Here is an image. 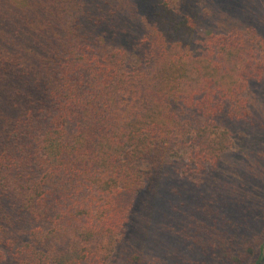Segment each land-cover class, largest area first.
<instances>
[{"label":"rangeland","instance_id":"374dc122","mask_svg":"<svg viewBox=\"0 0 264 264\" xmlns=\"http://www.w3.org/2000/svg\"><path fill=\"white\" fill-rule=\"evenodd\" d=\"M85 1L33 0L29 10L24 12L25 0H15L14 13L23 20L21 24L11 25L10 37H22L17 38L15 46L9 49L5 63L1 65L0 62V82L5 74L29 65L30 50L43 41L44 35L48 37L49 47L43 54L52 55L56 62L74 50L77 40L75 36L71 37L70 19L62 14L69 7L73 8V2L79 6L82 4L81 9L84 12L89 10L92 16L100 14L101 6L108 8L118 2L137 3L139 14L147 12L150 4V14L156 10L154 5L158 0H95L89 3L90 9L86 8ZM173 3L181 14L189 11L208 38L220 30L243 33L254 26L260 32L259 45H264V0H173ZM42 23L44 28L30 33L31 24L38 27ZM2 34L0 26L1 37ZM70 42L72 46L68 47ZM80 46L93 45L86 41ZM140 47L137 55L143 58L145 49L143 45ZM51 48H55L54 53H51ZM259 53L264 56V48ZM232 59V56L226 57V60ZM239 65L236 58V68H240ZM246 74L249 78L245 91L248 105L237 110L235 116L230 114L228 105L214 122L213 117H204L197 107L186 105L174 95L163 111L173 118L172 124L185 130L184 135L177 140L170 135H155V139H160L155 140L154 151L139 162L130 161L132 155L127 159L118 156L119 167L131 162L146 169L145 185L139 192L132 188L115 192L124 221L115 230V244L107 264H262L259 258L264 255V75H251L250 71ZM215 78L221 87L229 83L220 75ZM7 84L10 90L0 96V135L2 131L6 134L13 130L15 134L18 131L40 134V129L50 126L51 120L53 127L57 106L48 119L18 127L17 118L21 110L41 117L45 113L36 109L32 113L26 107L11 104L9 97L12 94L15 100L18 99L14 87L20 83L15 79ZM158 90L167 92L169 86L163 85ZM88 97L93 99V93ZM100 102L98 100L96 111L106 117L107 125L98 123L102 127L100 134H104V128L115 122L108 111L114 106L107 108ZM163 121L167 123L168 117L163 116ZM203 124H208L209 131L220 136L222 141L219 145L209 147L200 137ZM78 133L77 122H71L68 136L61 143L66 154L58 161L49 162L46 168L36 162L22 165V172L18 168L0 169V199L1 196L8 197L5 205L0 201V233L3 234L0 264H31L19 256V249L30 240L34 228L41 226L46 232L52 226L53 217L61 206L73 208L76 205L78 208L93 201L100 210L101 180L111 171L101 166L96 168L93 158L103 155L105 137L102 135L101 143L93 146L94 151L87 152L80 147ZM28 138L10 136L6 141L12 144H3L0 153L7 152L23 159L28 152H37L38 147L35 146L17 149L19 144L27 143ZM218 150H221L219 157ZM57 165L62 169L55 170ZM45 173L47 176L41 181L45 182L44 189L48 195L42 203L44 214L41 220L35 217L32 207L27 205L20 209L21 199L15 193L30 186L26 181L28 175H33L38 181ZM63 226H67L65 222ZM81 226L82 223L77 222L68 225L76 230ZM71 240L54 237L49 242H55L60 249H67Z\"/></svg>","mask_w":264,"mask_h":264},{"label":"trees","instance_id":"16d2710c","mask_svg":"<svg viewBox=\"0 0 264 264\" xmlns=\"http://www.w3.org/2000/svg\"><path fill=\"white\" fill-rule=\"evenodd\" d=\"M32 1L25 0L24 12L29 10ZM94 1L86 0V8L90 9L89 3ZM72 4L73 8L69 7L62 14L70 19L71 37L75 36L77 40L74 50L61 57L58 63L52 55L43 54L48 46V37L44 35L43 41L30 50L29 65L5 74L0 82L2 96L10 90L8 82L19 81L20 84L14 87L18 99L11 94V104L26 107L32 113L35 109L45 113L41 117L21 110L18 127L48 119L51 111L58 107L53 127L51 120L50 126L40 129V134H23L21 131L15 134L14 130L6 134L1 132L0 150L3 144H12L6 141L12 135L29 137L28 142L19 144L17 149L38 148L37 152H28L23 159L1 152L0 169L18 168L22 172V165L39 162L46 168L52 160L58 161L66 154L61 143L68 136L69 124L76 121L80 147L85 151H94L93 146L100 144L104 135L103 155L93 158V164L111 172L109 175L104 173L107 177L101 180L100 210L93 201L78 208L76 205L73 208L61 206L46 232L41 226L33 229L30 240L18 251L19 256L31 264H107L115 244V230L124 221L115 192L123 188L139 192L145 185L146 169L131 162L119 167L118 156L127 159L132 155L130 161L139 162L154 151L155 140L160 139H155V135H170L174 140L184 135L185 130L172 124L173 118L163 111L174 95L186 105L197 107L204 117H213L217 122L228 105L231 115L248 105L245 91L249 78L246 72L264 75V56L259 53L264 45H259L260 32L254 26L243 33L220 30L208 38L199 21L189 11L181 14L173 0H158L154 5L156 10L150 14V4L144 14L137 12V3L118 2L108 8L101 6L100 14L92 16L89 10L84 12L81 9L82 4ZM15 8V0H0L1 65L5 63L9 49L15 46V40L22 37H10L11 25L21 24L23 20L14 13ZM41 28H44L43 23L38 27L31 24L29 31L32 33ZM86 41L93 46H80ZM67 45L72 46V43ZM142 45L145 54L139 58L137 54ZM51 49L54 53L55 48ZM227 56L234 59L226 60ZM236 58L240 68H236ZM217 75L229 83L219 86ZM163 85H168L169 90L160 93L158 88ZM219 91L221 94L218 95ZM92 93L93 99L88 97ZM98 100L107 108L114 106L108 111L115 122L104 128V134H100L102 127L98 123L107 125V122L105 115L96 111ZM163 116L168 117L167 123H164ZM200 129L199 135L209 147L222 141L216 132L209 131L208 124H203ZM220 153L218 150L217 157ZM54 169L59 171L62 167L57 165ZM77 169L79 171V167ZM46 176L47 173L35 181L33 175H28L26 181L30 186L15 193L21 199L20 209L27 205L32 207L35 217L41 220L44 214L42 203L48 195L45 182L41 180ZM7 199L1 196L2 205ZM64 222L67 226H63ZM72 222L82 223V226L77 230L70 229L68 225ZM54 237L72 239L71 246L60 249L55 242H49ZM2 241L3 234L0 233V243ZM259 261L264 264L263 254Z\"/></svg>","mask_w":264,"mask_h":264}]
</instances>
